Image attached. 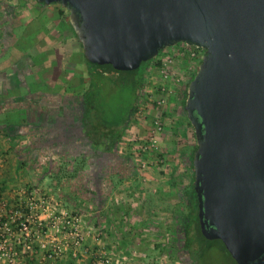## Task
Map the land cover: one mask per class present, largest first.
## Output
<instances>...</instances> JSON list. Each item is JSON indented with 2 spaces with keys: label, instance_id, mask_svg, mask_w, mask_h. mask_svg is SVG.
Here are the masks:
<instances>
[{
  "label": "water",
  "instance_id": "obj_1",
  "mask_svg": "<svg viewBox=\"0 0 264 264\" xmlns=\"http://www.w3.org/2000/svg\"><path fill=\"white\" fill-rule=\"evenodd\" d=\"M36 1L68 11L91 64L134 71L179 43L204 49L184 105L200 232L264 264V0Z\"/></svg>",
  "mask_w": 264,
  "mask_h": 264
},
{
  "label": "crops",
  "instance_id": "obj_2",
  "mask_svg": "<svg viewBox=\"0 0 264 264\" xmlns=\"http://www.w3.org/2000/svg\"><path fill=\"white\" fill-rule=\"evenodd\" d=\"M64 9L36 0H0V198L5 203L0 213L4 216L31 192L53 198L60 208L66 206L54 194L66 196L61 185L70 178H60L56 172L85 161L88 147L81 144L77 122L88 72ZM88 160L89 166H96L93 158ZM90 179L78 181L88 186ZM123 179L122 187L114 179L100 181L96 193L103 187V204L91 213L97 216L93 225L98 229L90 227L94 231L99 230V217L113 200L132 207L130 195L137 191L127 185L136 177ZM88 189L79 195L86 200H80L85 206L95 195L87 198ZM66 202L75 203L68 196ZM0 264L5 263L0 259Z\"/></svg>",
  "mask_w": 264,
  "mask_h": 264
},
{
  "label": "rangeland",
  "instance_id": "obj_3",
  "mask_svg": "<svg viewBox=\"0 0 264 264\" xmlns=\"http://www.w3.org/2000/svg\"><path fill=\"white\" fill-rule=\"evenodd\" d=\"M64 14L68 15L65 9ZM166 52L173 53V50ZM198 66L186 74V63L179 58L176 59L172 72L182 78L180 83L182 87L178 93L167 97L166 105L161 107L154 104L158 93L151 79L156 78L158 83L160 78L151 73L152 63L149 65L143 63L132 73L111 71L108 76L100 78L106 84V90L99 99L102 110L97 114L118 125L116 131H119L136 99L134 83L139 77L144 76L133 114L117 144V151L111 160L112 167H109L110 174L116 173V177L122 178L121 187L124 176L127 179L136 177L133 183L127 186L129 190L135 187L137 192L132 190L133 194L130 195L132 207H124L121 201L113 200V203L106 207V214L99 217L101 222L97 231L90 228L97 217L95 214L91 215L95 212L94 209L79 202L76 209L82 211L84 226L88 230L91 229L84 243L86 245L90 242L91 245L86 246L87 254L77 260L64 256L58 260L60 262L54 264H193L183 246L182 233L183 221L188 213L184 189L191 177L188 152L194 146L195 139L192 126L187 124L181 113V94L187 90ZM85 68L88 72L86 64ZM90 71L94 74V79L100 77L96 69L90 68ZM87 79L90 81L89 75ZM146 92L153 94L147 95ZM155 121L163 124V130L156 135L158 146L153 152L140 153L138 148L149 138ZM141 162L142 164L148 162L149 165L141 169ZM105 165L107 164L104 163ZM74 168L75 165H72L67 169L72 172ZM80 170L89 173L86 167ZM68 172L66 174H69ZM56 175L59 176L60 172H56ZM140 176L141 182L138 181ZM76 184L80 183L76 181ZM117 204H120V207ZM62 209L72 211L74 208L67 205ZM189 238L192 254L200 250L201 256L197 255L199 264H233L219 241L204 242L195 234L194 228L190 230ZM19 264H25V261Z\"/></svg>",
  "mask_w": 264,
  "mask_h": 264
},
{
  "label": "built area",
  "instance_id": "obj_4",
  "mask_svg": "<svg viewBox=\"0 0 264 264\" xmlns=\"http://www.w3.org/2000/svg\"><path fill=\"white\" fill-rule=\"evenodd\" d=\"M169 50L173 53L166 52ZM204 53L200 47L182 43L163 50L152 62L151 73L160 78L158 83L156 78L151 79L158 93L154 102L157 107L165 106L166 98L182 87V78L172 72L176 59L186 63L188 74L201 63ZM140 98L142 100V95ZM162 125L159 121L153 123L149 138L138 148L140 153H150L157 148L156 135L163 130ZM147 165L148 162H141L140 167ZM0 207H5L1 198ZM90 233L91 229L84 226L83 214L63 210L49 197L31 192L25 202L9 211L8 216L0 213V259L5 264H19L28 258L36 259L38 264H52L68 254L78 258L88 252L84 242Z\"/></svg>",
  "mask_w": 264,
  "mask_h": 264
},
{
  "label": "trees",
  "instance_id": "obj_5",
  "mask_svg": "<svg viewBox=\"0 0 264 264\" xmlns=\"http://www.w3.org/2000/svg\"><path fill=\"white\" fill-rule=\"evenodd\" d=\"M153 60L146 62L144 64L149 65L153 62ZM85 62L89 69L87 75H89L90 81L88 83L86 90L84 91L81 97V103H80V108H79L81 111V116L80 118H78L79 122H77V127L82 136L81 144H83V146L88 147L87 150L84 151L83 156H85V158L87 159L93 158L96 162V166L95 167H92L91 165L89 166V163H88L89 160L86 161V159L79 165H76L75 168L72 170V172H70L67 169L68 168L67 166L66 167L62 166L61 172H60V178L61 177L63 178L64 176H67L68 178H70V181L61 185L63 190L66 191V196L59 197L58 194L56 193L54 194V197L56 200L66 203V206L68 205V207L74 208L72 209V212H78L80 214H82V211L76 209L77 206H79L77 204L80 202V200L81 202L86 201L82 198H79V195L81 194L82 189L86 190L87 188H91V190L89 189L87 190L89 192L85 195L87 198L93 192L95 193V195H93V198L89 199L90 203H88V206H87V207H90V209H94L95 211V207H98L103 204V196H102L104 194L103 187L100 190H98L101 193L98 191L96 193V189L98 188L100 181L102 180L105 184V182L107 183V179L109 178L110 180L114 179L116 182L117 181L119 183L121 182L122 178L120 176L116 177L117 175L116 173H111V174L109 173L110 172L109 167L110 166L112 167L111 160L113 156H115V153L117 151V144L121 140L122 136L125 133L126 128L128 127L130 117L133 114L134 106L138 99L139 88L144 78V76H141L134 83L135 96H136L134 105L133 107L130 108L128 116L124 120L121 126V129L119 131H116L117 127H119L118 125L110 122L109 120H105L102 117H99L97 114L99 110H102V106H101L102 103L100 102L99 99H101L102 92L106 90L105 89L106 84L100 78H104L108 76L111 71L116 72V73H132L134 71H116L110 65H95V64L89 63L86 60ZM90 68L96 69L99 72L100 77L98 79H94L93 77L94 74L92 73V71H90ZM194 75L192 76V78L194 77ZM181 97H182L181 98V102H182L181 113L184 115L185 119L187 120V124L191 127V124L188 121L186 113L184 111V105H185V101L187 97V90L182 92ZM194 139H195V136H194ZM196 149H197V145H196V139H195L194 146L188 152V162L190 164L189 168L191 169V177H190L189 184L184 189V195L186 196L185 204L188 209V213L185 217V220L183 221V233H182L183 246L186 249V251H188V255H190V259L193 264H199L197 260V255L199 254L198 257H200L201 253H199L200 250L194 255L191 252V249H190L191 245L189 242L190 241L189 233L192 228L195 229V234H197L206 243H212L215 241H219V240H213V241L206 240L200 232L199 222H198V201H197V196H196V193L193 187L194 173H193L192 159H193V155ZM68 154L70 153L68 152ZM79 158H82V157H79ZM104 163H106L107 165L104 166ZM83 167L88 168V171H89L88 174L87 172L80 170V168H83ZM67 172L69 174H66ZM87 177L89 180H91L90 177H93V181L90 182V185L88 186H86L81 181L80 182L78 181V179H86ZM76 181L79 182L81 185L76 184ZM74 185H77V186H74ZM99 187L101 186L99 185ZM76 189H78L79 193ZM83 192H86V191H83ZM67 196L71 198L72 200H74L75 203L66 202ZM93 229L96 230L98 229V227L94 226ZM219 242L222 244L221 241ZM222 248L225 251V253L228 255V257L230 258L231 262L233 264H236L232 260L230 254L227 252L223 244H222ZM66 256L70 257L71 260H77V258H72L70 254ZM25 262H28V264H38L37 260L32 259V258H28ZM55 262H53L52 264H54Z\"/></svg>",
  "mask_w": 264,
  "mask_h": 264
},
{
  "label": "flooded vegetation",
  "instance_id": "obj_6",
  "mask_svg": "<svg viewBox=\"0 0 264 264\" xmlns=\"http://www.w3.org/2000/svg\"><path fill=\"white\" fill-rule=\"evenodd\" d=\"M60 5V4H59ZM66 10V9H65Z\"/></svg>",
  "mask_w": 264,
  "mask_h": 264
}]
</instances>
